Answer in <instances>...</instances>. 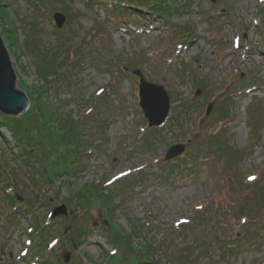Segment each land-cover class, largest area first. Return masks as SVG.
<instances>
[{"label":"rangeland","instance_id":"374dc122","mask_svg":"<svg viewBox=\"0 0 264 264\" xmlns=\"http://www.w3.org/2000/svg\"><path fill=\"white\" fill-rule=\"evenodd\" d=\"M0 36L51 125L19 127L33 157L0 127V264H264V0H0ZM134 69L169 95L158 130Z\"/></svg>","mask_w":264,"mask_h":264},{"label":"water","instance_id":"95a60500","mask_svg":"<svg viewBox=\"0 0 264 264\" xmlns=\"http://www.w3.org/2000/svg\"><path fill=\"white\" fill-rule=\"evenodd\" d=\"M50 1V0H45ZM65 16L55 13L53 20L58 28L65 22ZM132 74L139 77V106L144 117L148 121V126L160 127L164 124L170 108V98L166 90L161 85H156L146 81L140 70H134ZM16 76L11 67V62L0 36V113L3 115H18L25 112L30 107V102L23 91L15 86ZM200 93L199 91L197 92ZM211 111V105L207 106L206 114ZM185 150L184 144L172 145L165 154L166 160H171L181 155ZM66 216V207L60 205L52 210L51 218ZM64 262L69 260V253L64 251L61 254Z\"/></svg>","mask_w":264,"mask_h":264},{"label":"trees","instance_id":"16d2710c","mask_svg":"<svg viewBox=\"0 0 264 264\" xmlns=\"http://www.w3.org/2000/svg\"><path fill=\"white\" fill-rule=\"evenodd\" d=\"M149 6H150V8L151 9H153V8H155V7H157V6H159V3H158V1H155L154 3H149ZM52 79H55V78H52ZM36 100H38V99H36ZM36 100H34L33 102H32V104H31V107H30V114L29 115H27V116H25V115H23V116H21V118L23 119V121L24 122H22V119H16V118H13L12 120H10L8 117H5V116H2L1 115V113H0V127H3V128H6V129H8L9 131H10V133H11V136H12V139H13V141L16 143L15 145H17L18 147L20 146L21 147V142H20V138L18 137L19 136V127H21V126H23V128H25V129H28V127H30L31 126V129H29L30 131H37V129H39V127L42 129V130H45V129H47V130H49L50 128H51V125L50 124H48L46 121L47 120H49V118H47V108H46V106L44 105V103L43 102H40V103H38V101H36ZM40 101V100H39ZM31 103V102H30ZM26 120V121H25ZM33 121H36V123H37V127H35V126H33ZM30 125V126H29ZM41 131V130H40ZM37 133H38V131H37ZM36 133V134H37ZM49 137V135H48V133L47 134H45V135H43V138H48ZM31 139H28L27 141L29 142ZM33 141L35 140H37V138H33L32 139ZM27 150L25 149H23V146L21 147V153L22 154H24L25 156H30V157H33V154H32V151H29V152H26ZM43 154L44 153H42L41 151H39V153H38V155L37 156H40V160H42L41 159V156H43ZM45 155V154H44ZM58 159H56V160H53V161H57ZM61 162V157H60V160H59V163ZM55 164V163H54ZM45 167V169L47 168V166H44ZM68 168H69V165H68ZM69 172L67 173V174H70V170H68ZM48 180L49 181H51V178L53 179V177H51V175H50V173H52V174H57V173H59V174H61L62 172L61 171H59V167H57V168H55L54 170L53 169H50V168H48ZM59 174H57V175H59ZM93 192H95V190L93 191ZM94 200V199H93ZM93 200H91V201H93ZM13 202H15V203H17L15 200L13 201ZM17 204H19V203H17ZM126 235H124V234H122V233H116V234H114V241L113 242H115V244H121V242H123V241H125L126 239L128 240V238L129 237H125ZM115 238H117V239H115ZM246 239H250L249 237H247ZM120 240V241H119ZM43 241H45V240H43L42 239V242ZM46 242V241H45ZM50 242V241H49ZM49 242L47 243V246H48V244H49ZM129 242H130V240H129ZM255 243H257L255 240H253V241H251V240H249V242L247 243V244H251V245H254ZM48 248V247H47ZM50 249H53V248H50ZM220 249H222V248H220ZM44 250V249H43ZM52 252L53 253H55L54 252V250H52ZM134 252L136 253V254H139V253H141L139 250H137L136 248L134 249ZM115 256L113 255V256H111L110 257V259L113 257H116L118 254H117V252H115ZM35 257H36V262H35V264H44V262L42 261V262H40L39 261V256H37V255H35ZM112 258V259H113ZM155 260V259H154ZM154 260H151L150 261V263L151 264H156V263H154L153 261ZM46 263V262H45ZM142 264H149V262H147L146 260L145 261H143V262H141Z\"/></svg>","mask_w":264,"mask_h":264},{"label":"snow or ice","instance_id":"6c2138e0","mask_svg":"<svg viewBox=\"0 0 264 264\" xmlns=\"http://www.w3.org/2000/svg\"><path fill=\"white\" fill-rule=\"evenodd\" d=\"M249 179H255L254 177H250Z\"/></svg>","mask_w":264,"mask_h":264}]
</instances>
